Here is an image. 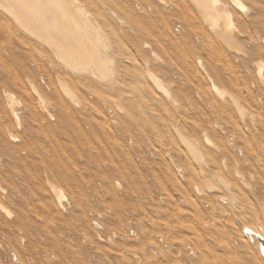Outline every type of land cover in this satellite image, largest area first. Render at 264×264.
Wrapping results in <instances>:
<instances>
[{
  "label": "rangeland",
  "instance_id": "1",
  "mask_svg": "<svg viewBox=\"0 0 264 264\" xmlns=\"http://www.w3.org/2000/svg\"><path fill=\"white\" fill-rule=\"evenodd\" d=\"M89 1L115 63L111 88L89 75L70 83L40 42L9 44L12 72L56 121L39 105L42 128L25 121L14 152L0 148V188L12 195L0 190V201L13 214L0 210V264H264L244 232L264 231V0L235 14L239 51L194 18L189 0ZM58 76L79 101L62 94L65 120Z\"/></svg>",
  "mask_w": 264,
  "mask_h": 264
},
{
  "label": "bare ground",
  "instance_id": "2",
  "mask_svg": "<svg viewBox=\"0 0 264 264\" xmlns=\"http://www.w3.org/2000/svg\"><path fill=\"white\" fill-rule=\"evenodd\" d=\"M160 1L164 2V0ZM189 1L196 10L194 18L201 17L205 24L225 42V45L240 50L235 37V32L239 31L235 14L238 11L248 13L250 9L246 2L255 0ZM89 3V0H0V41L5 42L4 44L0 43V148L4 151L14 152V145L11 140H19L14 134V130H22L25 121H29L32 126L37 124L42 128L39 121L41 115L39 105L51 120L56 121L55 114L52 112L53 105L50 104L49 100L35 85L31 84L30 89L22 77L12 72V61L15 60L16 55L15 48L9 45L12 40L20 44L27 43L30 39L40 42L45 48L44 50H48L51 63H54L52 69L60 75L63 73L68 75L69 78L64 79L70 83H72L73 76L77 79L86 75L108 82L109 88L114 83L110 73L115 69V63L108 48L104 46L106 37L87 15L89 14L87 8ZM6 51L10 53L9 56L5 54ZM257 70L258 74L263 77V61L260 60L257 63ZM149 77L153 83L163 88L155 74L150 72ZM73 84L82 85L79 81H75ZM71 88L72 86L60 77L58 84H54L53 97L57 100L62 120H65L64 114L66 112L64 113V111L67 110L63 95L71 99L73 103L79 104ZM13 90L20 92L26 99L25 104L12 92ZM225 93L227 92L222 91L219 95L222 97L229 95ZM238 107L240 106L238 105ZM46 130L44 129L45 132ZM181 137L194 153L195 161L203 163L205 158L199 147L182 133ZM208 142L211 144L210 140ZM219 179L221 178L219 177ZM219 182L227 186L223 179ZM49 185L53 194L59 199L65 198L60 188L51 182ZM211 185L214 188L213 183ZM0 190L2 189L0 188ZM2 191L6 196H12L4 189ZM234 199L236 200L235 197ZM0 210L6 212L8 217L13 215L1 201ZM23 220V216L19 213L16 223L22 225ZM93 220L94 225L100 229L98 219L94 217ZM187 246L188 254L195 256L196 252H194L193 247L190 244Z\"/></svg>",
  "mask_w": 264,
  "mask_h": 264
},
{
  "label": "water",
  "instance_id": "3",
  "mask_svg": "<svg viewBox=\"0 0 264 264\" xmlns=\"http://www.w3.org/2000/svg\"><path fill=\"white\" fill-rule=\"evenodd\" d=\"M211 183V182H210ZM209 182H207L206 180V186L208 189L209 188V185L211 186ZM225 188V187H224ZM211 189H213V187H211ZM231 195V194H230ZM244 232L246 234V236L250 239L252 236H256V238L258 239L259 243H260V246H261V251L264 255V231H262V234H259L257 232H255L254 230L250 229V228H245L244 229ZM251 240V239H250Z\"/></svg>",
  "mask_w": 264,
  "mask_h": 264
}]
</instances>
